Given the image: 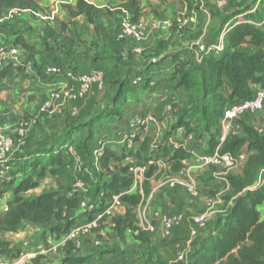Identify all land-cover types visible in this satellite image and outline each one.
<instances>
[{
	"label": "trees",
	"instance_id": "16d2710c",
	"mask_svg": "<svg viewBox=\"0 0 264 264\" xmlns=\"http://www.w3.org/2000/svg\"><path fill=\"white\" fill-rule=\"evenodd\" d=\"M182 1L187 4L188 10L198 12L200 17L204 15L199 8L201 0ZM212 6L204 2L203 9L209 14L205 29L202 20L193 30L185 28V25L179 28L173 24L171 36L178 40L182 38L190 45L171 50L167 41L159 39L154 47L143 50L141 60L137 64L134 59L135 47L126 41L131 39H115L120 44L106 49V52L109 51L108 55L95 53L92 59L102 60L116 70L117 75L123 78L122 84L130 81L131 72L141 76L142 82L137 88L140 90L145 88L151 93L162 86L167 89L181 88L184 92L183 106L180 108L174 129L169 132L173 133L177 127H183L185 135L193 133L196 138L203 137V132H206L207 145L201 151L204 153L213 152L218 145L219 123L224 108L228 104L251 97L254 87L264 83V0H226L222 6ZM66 7L71 17L83 15L96 29L95 18L106 12L102 7L86 0H75L74 5ZM12 8L37 13L39 4L37 0H0V18ZM117 10L121 12V16L124 11L131 13L132 19L136 20L139 13L137 0L119 3ZM194 31L192 39L200 38L205 47L220 43L216 40L221 36V48L209 51L205 49L197 60L194 52L196 43L190 40V34ZM15 44L28 51L27 62L31 61L32 47L20 38L15 40ZM77 58L78 60H75L79 62L81 57ZM164 62H169V68L155 72L154 67ZM18 68L22 70L19 65L9 64L1 70L0 77L7 76ZM76 69L69 66L64 71L77 72ZM38 73L48 76L41 68H38ZM155 75H165L167 79L150 85L149 77ZM112 114L113 110L100 113L87 122L86 125H90L89 131L77 146L67 143L56 148L41 149L24 157L25 162L21 165L18 163L20 158L10 161V169L0 177V198L7 192L10 194L0 209V233H17L24 225L29 224L39 229L49 228V234L55 237L65 235L78 217L91 218L95 211H100L107 205L106 200L123 193L121 199L126 206L124 214L111 216V229L117 241L114 247L109 248L100 239L102 245L98 246L99 253H110L119 242H125L127 230L135 234L141 245L149 240V232L137 226L133 208L148 197L150 180L161 178L164 174L159 171L158 165L147 164V161L152 157L156 160L166 158L171 173L177 174L185 167L184 161L191 157L196 146L194 144L187 145L182 142L178 148L172 149L167 142L170 135H166L164 142L150 148L147 140H143L137 151L138 159L145 158L139 163L147 164L142 192L137 190L124 193L131 185L128 166H122L118 172L111 174L100 171L99 166L93 177L92 201L89 203L93 204L94 208L84 209V213L79 216H75V213L80 209L81 191L70 193L72 188H67L29 195L31 190L39 186L46 172L56 170L54 166H65L66 159L73 163L66 145H73L75 151L82 156L83 163L93 161L91 151L96 144L93 141L92 126ZM243 130V135L230 131L219 147L220 153H228L233 157L244 154L245 158L238 166V172L226 173L230 191L223 197L222 206L209 218L207 225L192 237L186 264H264V220L260 219L261 212L258 209L262 205L264 213V182L259 183L260 175L264 172V132L252 124H244ZM138 138L139 134L132 140ZM123 154L118 155L116 150L106 145L98 162L106 168L110 161L121 163L125 158ZM20 169L22 173L17 176L16 172ZM86 186L89 188L88 184ZM10 245L7 240L0 241V257L7 256L13 260L22 253L21 247ZM77 251L78 247L73 241H65L62 247V262L58 264L84 263L87 257L77 255ZM154 251L156 248H152L150 253L146 251L147 258L152 257ZM43 258V255L38 254L30 262L23 264H41L40 260Z\"/></svg>",
	"mask_w": 264,
	"mask_h": 264
},
{
	"label": "rangeland",
	"instance_id": "374dc122",
	"mask_svg": "<svg viewBox=\"0 0 264 264\" xmlns=\"http://www.w3.org/2000/svg\"><path fill=\"white\" fill-rule=\"evenodd\" d=\"M37 1L39 4V11L37 13L26 10L13 20L0 22V34L4 39L15 44V40L20 38L27 42L33 51L32 60L27 62L29 53L19 45L18 65L22 67V70L18 68L13 73L0 77V126L5 128V133L12 138L14 143L12 153L8 156V160L17 161L20 158L21 160L18 163L21 165V163L25 162L23 160L24 157L26 158L29 154H34L41 149L56 148L59 145L67 143L77 146L81 138L89 131L90 125L87 126L86 123L93 117H97L100 113H109L112 110L114 111L112 116H106L92 126L93 130L91 131L94 132L93 141H95L94 143L96 145L97 141L101 139L107 143L106 145L114 148L109 141L112 139L118 140L124 135L135 132L137 126H132L134 121L133 116L135 113L143 110V112L152 113L163 119L165 118L168 125L167 129L163 130L160 136L154 135L152 137L151 130H149L150 133L142 134L141 138L135 140L134 148L140 149L143 140H147L150 148L156 147L157 144L164 142L165 136L172 134V131L169 132V130L174 129L180 113V109H178L171 118L165 115L168 105H173L170 99L165 97V90L167 88L162 86L151 93L145 88L140 90L137 89L138 87H133L131 76L130 81L128 80L122 84L123 82L121 83V81H123V78L117 75L116 70L112 69L102 60H92L95 53H103L106 56L109 53L108 50L106 52V49L116 47L120 44L115 41L121 21V12L117 10V5L120 3L119 0H86L97 7H102L106 11L104 12L105 14L95 18L97 29L83 15L70 16L66 6L74 5L75 0ZM212 1L213 3L209 4L211 7H213L212 5L217 6V2L221 0ZM171 3L172 1L166 0L163 11H159L160 9L158 10V8L151 6L147 15L138 14L136 20L143 26V37L138 41L126 40L135 47V63L138 64L141 60L140 57L143 55V50L154 47L159 39L167 41L169 43L168 48L171 50H177L189 44L182 38L178 40V38L172 37L171 30L162 32L153 31L149 28L153 20L169 19L172 21L175 16H178L175 13L173 15L170 8ZM168 11L170 12L168 13ZM195 31L190 34V40L193 42L197 41L196 39H192ZM77 57H81L79 62H77ZM54 64L63 67L60 74L55 76H42L38 73V68L43 69L45 66ZM69 66L77 68V72H87L93 69L100 70L103 74L101 87L95 85L83 99L77 102H65L48 113L39 114V106L49 91L55 88L58 83L66 81L64 68H68ZM164 67L168 69L169 62H165ZM154 70L158 72V67H154ZM157 78L158 76L156 75L155 77H149L150 85ZM35 115L37 117L36 122L28 125L25 135L23 137L20 136L18 129L21 127V124L30 121ZM241 117H250L256 122H264V105L257 112ZM192 137H194L191 138L192 141L191 139L190 141L187 140V142L189 141L187 145L194 144L198 151H203L207 145V133L203 132V137L201 138H196L195 134ZM185 140V136L182 135V139L178 141L185 143ZM133 141L131 138V143ZM167 142H169L168 139ZM117 145L119 147V144ZM196 148L194 147V149ZM136 149L131 152H122L121 147L115 149L118 155L125 153L123 154L125 158L121 163L110 161L109 166L106 168L102 167L99 162L97 164L93 161L83 163V169L77 175L85 184L89 185V188L86 191H81L82 200L88 204L92 201L93 177L95 176L97 167L100 166V171L111 174L118 172L122 166L143 162L145 158L138 159V150ZM68 161L69 159H66L65 166H63L64 164L54 166V169H56L54 172H46L40 180L39 186L34 191L29 192V195L48 190L71 189L74 184L73 164ZM158 164L160 167L159 171L164 175L152 181L151 187H156L157 194L172 195L176 199L177 204H175L176 210L174 211L183 212L188 217L191 215H206L209 218V216L212 217L222 206V199L228 193L227 190H224L225 185L222 180V178L226 177V173L223 174L224 171L221 170L222 174L217 176L218 179L206 178V175L203 173L197 174L195 179L198 184L199 194L192 197L183 187L169 188L167 181L174 178L176 174L171 173L170 165L166 161H162L161 158L158 159ZM239 170L240 167H237L230 171L238 172ZM20 172L22 173L21 169L16 172L17 176L20 175ZM9 197L10 194L7 192L5 196L0 198V209ZM157 201H159L158 197L156 200L153 196L149 198L146 208L147 215L149 208L152 211L154 208H158ZM48 230L49 228L43 231L41 228L37 232V236L33 237L34 232L31 226H29L22 238L21 236L17 237L9 233H0V241L10 240L14 243L26 239L34 243L32 245L29 243L24 248H21L22 253L19 257H24L23 263L30 262L32 259L27 258L26 254L29 253L44 255L43 259H46L43 261L44 264L54 261L61 263L62 258L60 253L56 251L52 252L51 244H47L46 238L43 236L49 235ZM42 240L44 241L43 244H41ZM86 246L87 244L84 247ZM98 248L95 244L91 247L93 250H97ZM185 248L186 244L181 246L180 251ZM146 251L147 248L138 249L136 246H133V249L124 248L122 254L125 259H129L128 261L130 263L135 264L139 263L135 258L137 255H140L142 261L151 259L150 256L148 258L146 257ZM127 254H130V256ZM6 261L8 263L15 262L14 259L9 260L7 256L0 257L1 264ZM156 261L160 262V259L156 258Z\"/></svg>",
	"mask_w": 264,
	"mask_h": 264
},
{
	"label": "built area",
	"instance_id": "2783aa9c",
	"mask_svg": "<svg viewBox=\"0 0 264 264\" xmlns=\"http://www.w3.org/2000/svg\"><path fill=\"white\" fill-rule=\"evenodd\" d=\"M226 0H221L217 2V6H222ZM26 10H21L19 8H12L7 11V13L0 18V22L5 20H13L19 17ZM187 18L183 15L175 16V18L170 21L169 19H160L153 20L150 23V29L153 31H162L167 32L171 30L173 24L175 23L179 28L184 26L187 23ZM144 31L142 24L132 19V14L124 11L121 16V21L116 33V40L121 39H131L134 41L141 40L143 37ZM19 45L12 44L9 40H6L0 34V72L1 70L12 64L13 66H18V55H19ZM221 44H213L208 47L202 42L196 43L195 48V57L197 60L200 59L199 54L207 49L209 50H219ZM60 65H50L45 66L44 72L48 76H55L62 72ZM65 69V68H64ZM66 81L58 83L55 88L49 91L46 98L40 104L38 113L44 114L52 111L58 105H61L65 102H77L91 91L93 86L101 87L103 83V74L98 69H93L87 72H73L71 70L65 71ZM142 78L139 75H133L131 77V83L134 87L140 86ZM264 105V83L254 87L251 97L237 101L231 104H228L222 114V118L219 123L220 135L218 138V145L214 148L211 153H204L201 151H192L191 157L196 161L197 165L203 168H218L227 173L228 171L237 168L244 160L245 155L240 154L237 157H233L228 153H220L219 147L223 142L225 136L232 131L233 121L243 115H249L260 110ZM36 115L30 119V121L23 122L21 127L18 129V134L24 136L26 133L27 126L36 122ZM135 125V132L129 133L122 136L118 140H110V144L116 149L121 147L127 140L135 137L136 135H142L148 133L151 128L153 129H166L167 122L166 119L158 117L152 113H145L141 116L135 118L132 123V126ZM174 132L180 134L184 132L183 127H177ZM106 142L101 139L97 141V145L91 151V158L94 163L97 164L98 159L106 146ZM119 144V147L118 145ZM169 145L172 149L178 148L181 143L176 138H171L169 140ZM13 140L12 138L5 133V128L0 126V177L3 176L10 169V161L8 156L12 153L13 150ZM67 153H69L73 159V175H74V184L70 193H75L78 191H86L87 186L85 182L77 175L78 172L82 171V164L84 162L82 156H80L74 149L73 145H66ZM156 159L151 158L147 161V164H156ZM147 164L134 163L129 164L128 173L131 176V185L124 193H132L135 191L142 192V182L144 180V174L147 169ZM98 166V165H97ZM98 168V167H97ZM264 182V172L260 175L259 183ZM167 186L169 188L183 187L186 192L195 197L199 194L198 184L193 177V175L188 171V169L183 168L180 170L174 178H171L167 181ZM121 194H116L110 197L107 205L100 211H95L91 218H86L83 221L76 222L68 232L65 234V241H73L77 247L80 246L83 239L87 238L93 231L98 227L99 222L103 217H111L116 212L125 206V203L122 201ZM139 203L133 208V212L136 215L137 226L141 229L153 233L155 231V226L148 218L146 214V208L148 202ZM81 209H92L94 208L93 204L85 203L83 200L80 203ZM210 218V216H209ZM206 215H191L187 216L183 212H178L174 214H163L159 211L153 212V219H158L161 223L162 236H168L171 229L175 226H179L182 223L186 222L189 224V233L193 237L197 234L199 229H203L209 220ZM137 233V231H135ZM65 243V242H64ZM94 244L96 246L101 245V240L95 238ZM64 245V244H63ZM190 249H184L180 251L175 258L169 264H186L188 260ZM21 255V254H20ZM19 255V256H20ZM37 253L26 254L27 258H33L37 256ZM15 258V264H23L24 257ZM1 264V263H0Z\"/></svg>",
	"mask_w": 264,
	"mask_h": 264
},
{
	"label": "crops",
	"instance_id": "0c3cea01",
	"mask_svg": "<svg viewBox=\"0 0 264 264\" xmlns=\"http://www.w3.org/2000/svg\"><path fill=\"white\" fill-rule=\"evenodd\" d=\"M127 0H119L120 3H123ZM165 1L166 0H137V6L139 8V13L141 15H147L148 14V10L149 8H151V6H153L154 8H158L159 11H163L164 7H165ZM172 1L171 3V11L174 15L178 14V15H185L187 18V23L185 24V28L187 29H191L193 30L195 28L196 25L200 24V21H204L203 23V29H205V27L208 25L209 22V14L208 12H206V10L203 9V5L204 2L211 4L213 3L212 0H201V4H200V9L203 11L204 15L200 17V15L198 16V12H195L194 10H188V6L187 4L182 1V0H169ZM150 6V7H149ZM170 11H168L169 13ZM201 21V22H202ZM222 39L221 36L218 37V39L216 40V42H220L221 43ZM200 42V38H198V40L195 43ZM165 63V62H164ZM164 63L160 66H158V71H162L165 68L164 67ZM155 71V70H154ZM156 72V71H155ZM133 72L130 73L129 76L132 77ZM155 77V76H154ZM167 77L165 75H159L157 79H155L154 81H152V83L156 82V81H160L162 82L163 80H166ZM165 97H168L170 99V101L172 102L173 105H168V107L166 108V113L165 115L169 118L172 117V115L174 113L177 112L178 109H180V107L183 106V100H184V92L181 88H177V89H167L165 90ZM164 97V98H165ZM144 111V110H143ZM137 112L134 114V119L138 116L143 115L146 112ZM244 124H252L254 125L256 128L259 129V131L264 132V122H256L255 120H253L250 117H240L238 119H235L233 121V130L232 132L237 134V135H243L244 130H243V125ZM167 129V128H166ZM151 135L152 137L155 136H160L162 131L165 129H150ZM150 133V132H149ZM182 135L185 136L186 140L184 144H188V142L190 141L191 138L194 134L190 133V134H184L180 133V134H176L175 132H173L170 137H168V141L172 138H176L177 140H181L182 139ZM142 135H139V138H141ZM149 138V137H148ZM181 138V139H180ZM187 140H189L187 142ZM194 140V139H193ZM197 140V139H196ZM192 141V139H191ZM198 141H200L198 139ZM135 141H133L131 143V139L127 140L122 146V152H131L134 149H136L135 146ZM169 143V142H168ZM160 145L157 144V146ZM113 150H115L116 148L111 147ZM196 148V146H195ZM139 148H137L136 150H138ZM193 150H197L193 149ZM192 150V151H193ZM162 161H166V158H161ZM114 164V163H113ZM156 165L159 166L158 164V160L156 161ZM184 168L188 169V171L193 175V177H196L197 174H205L206 178H217V176H219L221 173V169L218 168H214V167H210V168H203L197 165L196 161L190 157L188 160L184 161ZM160 169V167H159ZM225 174V172L223 173ZM155 179H151L150 180V192L148 197L145 199V202H148L149 198L153 196V198L158 197V200L156 204H158V208H152L153 211L151 210V208H149V213H148V218L149 220L153 222L154 226H155V231L153 233H149V240L141 245L140 241L137 240L135 238V234L132 233L130 230H127L125 235H126V241L125 242H119L118 246L116 248H113V250L110 253H105V254H100L99 253V248L97 250H93L91 249V247L94 245V239L95 238H99L103 241L104 245H107L109 248L114 247L113 245L115 244V242L117 241V238L114 235L113 230L111 229V217H103L102 220L99 222L98 227L93 231V233H91L87 238H85V240H87L85 242V240H83L80 244V246L78 247V251H77V255L81 256V257H87V260L82 263V264H132L130 263V261H128L127 259H125L123 257L122 251L124 248H131L133 249V246H136V248L138 249H144L147 248V252H151L152 247H156V251L153 252V255L151 257V259L149 261H142L140 255H137V257H135L137 259V261L139 263H135V264H169L171 262V260L173 258H175V256L177 255V253L180 251L181 246H183L184 244H186V248L185 249H190V243L191 240L190 238H192V236L189 233V224L184 222L179 226H175L171 229L170 233L168 236H162V231H161V223L158 219H153V212L154 211H159L160 213L163 214H174V213H178L175 208V204H177L176 199L172 197V195H160L156 193V187L152 188L151 187V183L152 181H154ZM223 183L225 185L224 190H227L228 192L230 191V186L229 183L227 181L226 178H222ZM36 189V188H35ZM35 189L31 190L30 192L34 191ZM39 193H34L33 195H37ZM108 201V200H106ZM261 212V216L260 219L264 220V213H263V206H259L258 208ZM125 212V207L120 208L116 214H124ZM88 216H80L78 217L76 222H80L83 221L87 218ZM31 225L26 224L23 226V228L17 232V233H11V232H7L9 234H13L18 236H21V238L24 236L27 227H29ZM34 235L33 237L37 236V232L40 230L37 227L31 226ZM43 231L45 229H42ZM44 238H46V242L47 244H51V251H56L59 252L61 255V258L63 257L62 254V247L63 244L65 242V235H59L58 237L52 236V235H43ZM43 238V239H44ZM24 241H17V242H12L10 240H8L11 245L10 247H21L24 248V246H27V244L31 243V241H28L26 239H23ZM44 241L42 240L43 244ZM93 243V245H92ZM34 243H31V245ZM85 244H87L86 247ZM102 245V243H101ZM90 247V248H89ZM92 251V252H91ZM90 254V255H89ZM42 255V254H41ZM128 255V254H127ZM44 256V255H43ZM130 256V254L128 255ZM46 257V256H45ZM134 257V255H133ZM147 257V256H146ZM156 258L160 259V262L156 261ZM9 260H12L10 258H8ZM46 259H41L40 263L44 264L43 261H45ZM136 261V262H137ZM51 262L45 263V264H49ZM52 263L58 264L60 262L58 261H54ZM3 264H8V262L6 261Z\"/></svg>",
	"mask_w": 264,
	"mask_h": 264
},
{
	"label": "water",
	"instance_id": "95a60500",
	"mask_svg": "<svg viewBox=\"0 0 264 264\" xmlns=\"http://www.w3.org/2000/svg\"><path fill=\"white\" fill-rule=\"evenodd\" d=\"M262 171H264V168L262 169ZM84 209H79L76 213H75V216H79V215H81V214H83L84 213Z\"/></svg>",
	"mask_w": 264,
	"mask_h": 264
}]
</instances>
